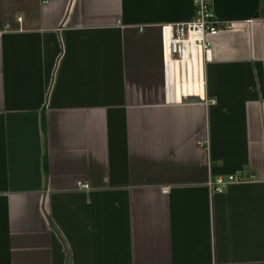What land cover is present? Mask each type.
<instances>
[{
    "label": "crops",
    "instance_id": "obj_1",
    "mask_svg": "<svg viewBox=\"0 0 264 264\" xmlns=\"http://www.w3.org/2000/svg\"><path fill=\"white\" fill-rule=\"evenodd\" d=\"M212 8L203 94L170 101L191 0H0V264H264V0Z\"/></svg>",
    "mask_w": 264,
    "mask_h": 264
},
{
    "label": "built area",
    "instance_id": "obj_2",
    "mask_svg": "<svg viewBox=\"0 0 264 264\" xmlns=\"http://www.w3.org/2000/svg\"><path fill=\"white\" fill-rule=\"evenodd\" d=\"M48 0H40L41 4H46ZM193 16L190 21L176 23L171 26H164L163 33V64L165 74V87L170 101H173L174 91H177V71L180 76L185 73L187 80H191L190 70H192V80L199 81L204 88V64L210 60V39L220 31L232 29V23L222 21L217 18L213 8L212 0H191ZM15 20L20 23L21 16H16ZM4 30L15 31L4 25ZM20 30V28H18ZM196 70V71H195ZM182 91H184L182 89ZM183 93V92H182ZM196 95L193 91L183 93L184 97ZM199 146L206 148L207 142L200 141ZM245 180L242 177L228 175L225 178L216 177L208 179L206 185L211 193H220L231 183H241ZM79 188L88 189L87 184H79ZM163 192L166 189L162 190Z\"/></svg>",
    "mask_w": 264,
    "mask_h": 264
},
{
    "label": "bare ground",
    "instance_id": "obj_3",
    "mask_svg": "<svg viewBox=\"0 0 264 264\" xmlns=\"http://www.w3.org/2000/svg\"><path fill=\"white\" fill-rule=\"evenodd\" d=\"M176 73H177V81H176V88L178 89V93L180 94V92H181V90L183 89L184 90V87H186V86H189V85H195V84H197V85H200V83H199V81L197 80V81H193L192 80V74H193V72H192V70H190V72H189V74H190V77H191V80H189V82H188V80H187V75L184 73L183 74V76L181 75L180 76V73H179V68L178 67H176ZM196 71V70H195ZM201 86V85H200ZM193 91H190V92H188V93H192ZM195 92V91H194ZM196 93V95H200V96H202V94H203V90H202V86L200 87V93L199 92H195Z\"/></svg>",
    "mask_w": 264,
    "mask_h": 264
},
{
    "label": "water",
    "instance_id": "obj_4",
    "mask_svg": "<svg viewBox=\"0 0 264 264\" xmlns=\"http://www.w3.org/2000/svg\"><path fill=\"white\" fill-rule=\"evenodd\" d=\"M185 102H197V99L194 98H188V99H184Z\"/></svg>",
    "mask_w": 264,
    "mask_h": 264
},
{
    "label": "trees",
    "instance_id": "obj_5",
    "mask_svg": "<svg viewBox=\"0 0 264 264\" xmlns=\"http://www.w3.org/2000/svg\"><path fill=\"white\" fill-rule=\"evenodd\" d=\"M42 130L44 131V127H42ZM44 163H45V159H44Z\"/></svg>",
    "mask_w": 264,
    "mask_h": 264
}]
</instances>
